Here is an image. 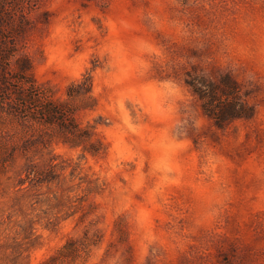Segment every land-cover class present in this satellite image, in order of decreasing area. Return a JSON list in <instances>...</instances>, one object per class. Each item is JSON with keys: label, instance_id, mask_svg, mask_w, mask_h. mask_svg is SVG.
Segmentation results:
<instances>
[{"label": "rangeland", "instance_id": "1", "mask_svg": "<svg viewBox=\"0 0 264 264\" xmlns=\"http://www.w3.org/2000/svg\"><path fill=\"white\" fill-rule=\"evenodd\" d=\"M17 1L35 83L90 79L97 152L0 101V264H264V0Z\"/></svg>", "mask_w": 264, "mask_h": 264}, {"label": "trees", "instance_id": "2", "mask_svg": "<svg viewBox=\"0 0 264 264\" xmlns=\"http://www.w3.org/2000/svg\"><path fill=\"white\" fill-rule=\"evenodd\" d=\"M9 0H0V101L9 105L15 115H19L31 123L49 127L48 133L42 137L61 140L72 146H81L84 151L91 154L97 152L95 144L88 143L91 132L85 129H77L73 123L75 113L80 108H94L96 98L91 92V81L82 78L79 82L68 86L67 97L60 101L47 95L42 86L37 85L32 77V64L24 51H20L21 40L25 30L24 17L13 18L11 10L18 3L13 1V6L8 5ZM78 102L79 107L70 108L72 102ZM76 104V103H75ZM216 106L214 110L219 111ZM211 113L213 109L208 108ZM32 112L36 116H32ZM245 113L231 112V117H238ZM51 128V129H50ZM53 130L52 132L50 130ZM81 130V131H80ZM81 133H78V132ZM55 165H49L47 170L38 168L37 176L42 183L52 178V170ZM31 168L25 165V170ZM46 169V168H45ZM21 178V177H20ZM20 181V180H19ZM72 246L70 241L62 247V251ZM61 254V252H59ZM56 256L42 261L40 264H54Z\"/></svg>", "mask_w": 264, "mask_h": 264}]
</instances>
